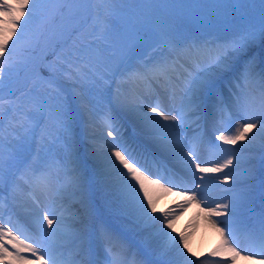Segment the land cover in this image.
Listing matches in <instances>:
<instances>
[{"label": "snow or ice", "instance_id": "snow-or-ice-1", "mask_svg": "<svg viewBox=\"0 0 264 264\" xmlns=\"http://www.w3.org/2000/svg\"><path fill=\"white\" fill-rule=\"evenodd\" d=\"M0 17V264H63L67 225L43 201L68 192L89 210L102 208L118 221L119 235L106 223L100 234L122 245L130 238L143 257L140 264H196L191 253L185 255L187 238L165 231L172 229V216L157 214L150 189L177 190L186 197L181 209L203 205L204 219L221 241L212 256L231 254L234 264L243 236L254 250L244 258L264 260V181L257 197L242 155L257 138L264 140V0H16L15 6L0 0ZM88 21L87 37L73 40ZM145 47L158 58L144 59ZM185 53L196 74L188 72L192 78L179 107L162 100L121 104L120 112L108 107L99 124L106 137H89L88 156L80 154L76 129L84 114L91 115L88 95L117 75L149 91L154 85L168 90L173 55ZM43 70L49 74L42 81L48 98L29 100L28 112L22 109L32 90L4 95L13 74L35 79ZM58 77L71 80L74 91L67 92ZM222 82L234 98L231 112ZM210 107L220 116V143L203 130L182 135L187 126L202 129ZM6 117L15 145L5 144ZM122 119L133 126L132 135ZM37 134L43 147L33 156ZM242 164L244 178L235 175ZM21 182L34 205L25 224L3 211L5 193L15 199ZM213 192L220 198L210 199ZM88 237L85 231L77 238Z\"/></svg>", "mask_w": 264, "mask_h": 264}, {"label": "rangeland", "instance_id": "rangeland-1", "mask_svg": "<svg viewBox=\"0 0 264 264\" xmlns=\"http://www.w3.org/2000/svg\"><path fill=\"white\" fill-rule=\"evenodd\" d=\"M7 3L12 4L13 6H15L16 0H7ZM0 18H3V17H0ZM90 25H91V21H88L87 24L83 25V32L82 33H78L76 36H74L73 40H77L79 42L80 38H86L88 32L90 31ZM205 37H209V39H213L214 38L213 36H205ZM85 42H88L87 39H85ZM69 43H71V41H69ZM144 50H142V53H141L143 58L145 56H149V55L153 56L155 54V52H156V50L153 49V48L144 49ZM256 54L259 55V50L257 51ZM145 58H147V57H145ZM51 59H52L51 55H48V60H51ZM188 60H189L188 61L189 63L186 64L185 67H181L180 68V70L182 72H184V71L185 72H190L191 66H194V64L192 63V60L191 59H188ZM133 63L135 64V63H137V61H134ZM114 68H115V66L113 65V70H114ZM195 72H196V70L194 71L193 76L196 74ZM46 74H48V73H46ZM23 75L24 74H21V75L17 76L15 74H13V76L10 78V81H6L5 82L4 95L8 96L11 92H16V94L19 96L23 92H28L29 90H32L31 95L28 97V100H26L24 102V107L22 109L24 112H28L29 109H30V103L28 102L29 100H31L33 98H39V99H47L48 98L46 93H48V91H49V86L46 83L42 82L43 80H46L48 78V76H46L45 73H43V72H41L40 77L35 78V79L32 78L31 75H27L26 77H23ZM21 78H22V80L19 83ZM191 78L192 77H190V80H191ZM57 79H58V83L64 89H66L67 92H73L74 91L73 83H72L71 80H68L65 77H58ZM38 80L40 81L39 83L37 82ZM124 80L125 79H124L123 76L117 75L114 80L109 79L106 84H103L98 90H94L90 95H88V100L90 101L89 107L92 110L91 115L88 116V120L91 122V125L94 123V121H96L95 125H97L100 122V117H101L102 113L108 107H112L113 108L114 105H115L116 108H113V109H115L117 112H120V107L119 106L121 104H120V102L117 101V99L119 100L120 94L124 90L125 84H127ZM128 84H131V83H128ZM129 87L133 88L132 85H129ZM221 89H222V87H221ZM137 92L139 93V95L141 94L140 90H138ZM145 96L148 97L146 94H145ZM145 96H142V94L140 95V97H142V98H146ZM229 96H230V99L232 100L233 97L230 95V93H229ZM112 100H114L113 101L114 105L111 104ZM145 100H149V98H146ZM121 115H123V113H121ZM216 117H217V115H214L212 117L211 121L218 123L219 118L218 117L216 118ZM121 123L124 125V130L126 132V127H125V124H124L123 120H121ZM236 123H239V121L236 122ZM186 129L187 128H185L184 131H186ZM92 130L93 129H88V130L82 129V131H84V135L87 136V137H84L83 140H80V134L78 132H80L81 130L79 131L78 129H76V136H77V140H78V144H77L78 149L81 148V145H87L88 146V144H90V141H89L88 137H90L91 135L94 134V132L92 133ZM9 131H10V127H9V123H8V118L6 117L5 121H4V132H3V135L5 137H7V139L5 140V144L8 145L9 142H11L12 145L17 144V142H18L17 139H13L11 136H9ZM233 131H234V126H233ZM210 133L214 134V136L219 134L218 131H217V128H215V127H214V130H211ZM226 134H230V133H226ZM256 141L257 142H255V143L258 144V141H262V139L257 138ZM245 142L246 141L238 142L237 145H235V147L239 148L241 146V144H245ZM222 146H224V145H222ZM42 147H43V144H42V141L40 140V135L37 134L35 141H33L32 144H31L32 155L35 156L37 151L40 150ZM228 147H233V146H228ZM54 150L55 151H59L60 150V146L59 145L55 146ZM46 151H47V148L45 147L43 149V151H41V155H44V153ZM248 152L251 154L250 151H248ZM248 152H246V153H248ZM258 160H259L258 158H250V163L249 164L250 165L253 164L254 168H255V166L257 168V167L261 166V165H259L260 162ZM262 166H264V163L262 164ZM241 167H242V165H241ZM210 175H215V174H210ZM241 177L243 178V176H241ZM256 187L258 189V186H256ZM150 195H152V190H150ZM78 200H80L79 197H78ZM78 203H80V201H78ZM47 206L48 207L46 209H49V210L52 209V204H48ZM72 207H74L73 204H72ZM101 211L103 213H105L107 216L110 217V215L105 210H103L102 208H101ZM30 213H32V212H30ZM56 214L58 215V213H56ZM61 215H62L61 217L65 220V223H67L70 226V227L67 228L70 237L72 235L77 236V233H79L81 230L86 231L87 229L91 228L90 224L94 223V219H92V217L89 214L84 215V216H82V215L72 216L71 213L68 212V210H65V211H63V214H61ZM75 218L79 219L81 221H79V223L76 224L74 222ZM24 219H25V222H27V219L26 218H24ZM109 226L112 227L113 230L119 235L121 229L119 228L120 225H119L118 221H116L114 219L110 220ZM45 227L47 228L46 224H45ZM96 227H97V225H96ZM98 227H100V225ZM70 228H74V230L71 231ZM117 240H119L118 241L119 243L117 242V245L119 246V248L115 249V250L119 251V254L116 255L117 260H116V258H111L110 259V261L112 263L113 262H117L121 257H126L131 250L132 251L138 250V247L136 246V244L131 246L129 244V242H128V244H129L128 247L124 248L126 246V244H123V246H122L121 240L120 239H116L115 241H117ZM103 241H106V239L104 237L100 236L99 237L100 244L104 243ZM107 248L108 247L103 248V252H106L107 254H112V253L116 252L115 250L113 251V250L107 249ZM123 249L124 250H129V251L127 252V251H124ZM61 253H63V251ZM62 257L63 258H67V255L66 254L65 255L62 254ZM229 261H231V260H229ZM229 261L221 263V264H229ZM135 262L139 263L140 261H139V259H136ZM63 264H72V262H70V260H68V261L64 262ZM217 264H219V263H217Z\"/></svg>", "mask_w": 264, "mask_h": 264}, {"label": "bare ground", "instance_id": "bare-ground-1", "mask_svg": "<svg viewBox=\"0 0 264 264\" xmlns=\"http://www.w3.org/2000/svg\"><path fill=\"white\" fill-rule=\"evenodd\" d=\"M194 55V53H193ZM179 60L187 63L189 60V54H182L179 56ZM192 71H195V67L191 66L190 68ZM173 73H175L173 71ZM196 73V72H195ZM182 78H188V73H181ZM230 78V77H227ZM185 79V80H186ZM224 86H227L225 83H223ZM140 89L144 91L147 95H152V91H149V89L143 85H139ZM234 98H232V104H233ZM120 104H126L129 102H135L137 104L144 103L143 100L138 98L137 95L131 90L126 89L125 93L123 96L119 98ZM177 102H179V99H177ZM144 105V104H143ZM141 105V106H143ZM175 107H179L177 104ZM212 108L210 107V112L209 114H212L213 111L211 110ZM256 130H253V133H250V135L254 134ZM95 137L100 138L101 135H96ZM247 144V141L245 142ZM249 150L253 151V153H259V158L263 155L264 153V143L262 144H252L248 148ZM245 157H254V156H249V154H242ZM88 156V149L86 153V157ZM248 160V159H247ZM250 168V167H249ZM19 190L21 192H25L24 187H19ZM152 190V199L153 202L156 206L157 209V214H168L172 210H175L176 212H179V215L173 214L172 217V229H165V231H169L170 234L176 235L179 237L180 234H183L187 238V251L185 252V255H188L191 253L189 256V259L192 260H197L198 258L203 256V261H204V255L206 257H210L213 259L214 262L216 261H226L227 259H232L231 254H224V255H219V256H212L211 253L215 251L218 246L220 245V236L216 232V230L213 227L208 226L204 219V212L201 211L202 206L198 207L195 203H193L192 206H187L184 209L180 208V205L185 203L186 197L184 195H180L178 191H172L169 193H165L160 189H150ZM68 195V196H67ZM74 195L71 192L66 193L62 198H57L55 201L52 199H46L43 201V206L52 204V209L50 210H55L56 213H58L59 216H62L63 211L68 210L69 213L72 215H87L90 214L92 216H97V218L100 219V222H104V217L103 215L98 211L99 209L97 208L95 212L89 210L86 208L84 205L81 203H78L76 200L78 196H75L73 199L70 197ZM26 199V197H24ZM220 194L213 192L210 196V199L215 200L219 199ZM29 201H24L21 200V203L19 204L18 199L16 198V206L18 207L19 212V217L21 218V215L25 216V218L28 220L29 216L31 213H28L34 210V205H29ZM72 204L74 207H72ZM32 206V207H30ZM78 221V219H76ZM182 224L183 227H182ZM177 233H179L177 235ZM65 242H69V238ZM64 242V243H65ZM76 242H73V245ZM68 245V244H67ZM69 245V247L73 246ZM181 250L184 251L183 246H181ZM239 250L244 251V252H251L253 254V249L251 248L250 244L246 241L245 238L240 237L239 238ZM249 254H241L239 257L235 258L234 264H264V260H257V259H245L244 257ZM208 259V258H207ZM200 260V261H202ZM200 261H197L196 264H200ZM210 263H213V261L208 260ZM83 261H81L82 263Z\"/></svg>", "mask_w": 264, "mask_h": 264}]
</instances>
